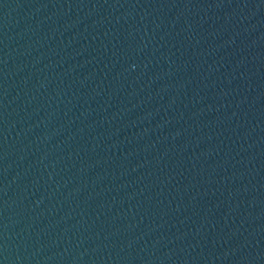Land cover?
<instances>
[{"label":"water","instance_id":"1","mask_svg":"<svg viewBox=\"0 0 264 264\" xmlns=\"http://www.w3.org/2000/svg\"><path fill=\"white\" fill-rule=\"evenodd\" d=\"M0 264H264V0H0Z\"/></svg>","mask_w":264,"mask_h":264}]
</instances>
